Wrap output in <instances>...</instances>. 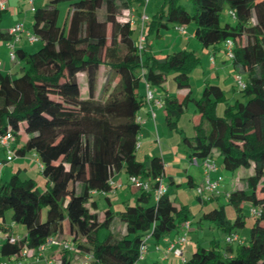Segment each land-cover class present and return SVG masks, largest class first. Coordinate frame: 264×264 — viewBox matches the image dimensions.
Instances as JSON below:
<instances>
[{
  "label": "trees",
  "instance_id": "trees-1",
  "mask_svg": "<svg viewBox=\"0 0 264 264\" xmlns=\"http://www.w3.org/2000/svg\"><path fill=\"white\" fill-rule=\"evenodd\" d=\"M189 1L192 11L180 0H165L162 9L149 16L143 49L134 40L138 20L132 25L125 14L135 3L145 7V0H51L34 9L32 33L42 47L35 53L15 49L16 60L22 64L19 74L0 69V136L10 135V147H3L14 154L12 159L31 152L38 156L45 190L38 192L37 181H22L18 172L0 187V233L6 235L0 242L2 257L9 260L24 250L36 251L63 233L68 223L71 243L76 252L90 255L88 264H144L146 257L139 261L144 237L160 240L179 232L188 221L193 224L188 206L176 205L168 192L163 158H137L142 134L138 117L148 105L141 90L146 87L147 92L149 85L153 92L163 91L165 121L171 130H178V121L191 103L201 115L194 136L184 139L192 166L194 158L202 164L217 153L227 171H254L226 195L237 212L234 223L227 220L223 206L204 212L197 220L209 221L230 235L244 224L243 205L250 204L257 211V221L248 242L227 243L225 248L219 241L199 245L182 264H264V0ZM62 4L67 7L63 24ZM225 8L232 22L222 24ZM6 10L0 9L1 36ZM191 24L194 38L215 55L222 52L227 58L225 44L233 42V58L227 59L244 85L237 83L235 88L243 96L234 104L221 86L209 81L200 99L192 96L191 71L201 62L194 51L163 57L152 52L150 39L162 40L172 28ZM102 67L118 78L112 88V77H107L105 101L95 96ZM170 74L177 89L187 91L182 99L165 89ZM82 81L88 86L87 98L82 97ZM220 104L226 106L221 116ZM9 154L5 162L10 161ZM121 171L128 178L148 182L150 189H138L135 202L118 213L126 228L123 235H117L111 232L117 214L107 207L101 219L91 208L96 196L113 190L112 179ZM160 184L167 191L156 196ZM199 199L210 202L213 198ZM9 210L13 223L25 228L24 235H15L6 225ZM101 229L109 232L104 240L99 237ZM67 259L63 258L64 264Z\"/></svg>",
  "mask_w": 264,
  "mask_h": 264
},
{
  "label": "crops",
  "instance_id": "crops-1",
  "mask_svg": "<svg viewBox=\"0 0 264 264\" xmlns=\"http://www.w3.org/2000/svg\"><path fill=\"white\" fill-rule=\"evenodd\" d=\"M47 1H51V0H16V1H14V0H0V3H4L6 5V7L8 5L9 11H12V14L9 15L7 20L4 21L5 16H3L2 23H1V31H2L4 36L0 35V69L3 72L8 73V74H16V73H19L21 71V68H22V64L18 60L12 61L10 58V51H11L10 44L13 43V40H14L9 34L10 30L14 26L21 24V25H23L25 32L32 33L33 29L28 27V23L30 25V22H28L29 21L28 20V14H30V11L33 12L34 9H36L37 7H41L39 5H42V4L46 3ZM21 9L23 10V12L24 11L26 12V10L29 11V13H27V16H26V13H24V15L22 14V16H21V14H20V12L22 11ZM128 12H132L136 16L137 20H138L140 14L142 13L140 11V9L138 10V8L135 6L133 8H131V10ZM139 12H141V13L139 14ZM3 22H4V24H3ZM138 23H139V20H138ZM191 25H193V24H191ZM189 28H190V25L186 26V32H187L186 36H189V39H184L181 42L179 40H177V41H175V44H176L175 46L178 45L180 47H187L190 44V45H194V47H195L194 49H198V45H196V43H194V41L192 42V40H191V38L195 39L194 38L195 28L192 31V34L191 33L189 34ZM168 34H169V32L166 33V35L163 39H166V36H168ZM178 34H179V32H178ZM20 37H21L20 40L15 44V49H17V50L23 49V50L30 53L31 47H33V45L36 43H34V44L30 43L25 34H22ZM152 47H153V44H152ZM165 49H168V48H165ZM207 50H210L211 58H212V56L215 55L213 50L212 49H207ZM192 51H194V50H192ZM152 52L155 55H157L158 57H163L164 50H161L158 52L154 48H152ZM219 54L220 55L222 54V56H223L222 58H225L224 53L218 52L215 55L216 59H217ZM211 58H210V62H211ZM215 65L218 66L219 64H217V62H216ZM211 66H212V63H211ZM223 70H224V66L219 65L214 72L216 74H214V73L212 75H210L208 73L204 74V76L206 78L205 83L207 81L213 83V80H217L214 83L220 81L222 78L221 72ZM170 81H173L174 84L171 85V83L169 82V78H168L167 83L165 84V89L167 90V93L169 95H178L179 98L182 99L183 96L186 95L187 91L177 89V86L174 82V74L171 76ZM204 86H205V84H204ZM162 92L163 91H161L160 89H158L154 92L156 102L153 103L152 108H153L154 113L156 114L155 118H153V116H152V111H151L150 105H145V107L140 112L139 117H141V119L143 120V124H142V134H141V138H140L141 147L137 153V158L139 161H144L147 157H151L153 155L161 156L163 158L165 166L167 167L164 171V182H165V184L167 186L174 185L175 187H182L188 191L189 190L192 191L194 189L196 192V188L198 186L202 185L204 182L203 166L201 164H200V166H192L190 164V158L188 157L187 152H181V153L177 152L174 149V145L167 144L166 141L164 143L162 142V139L164 140L165 137L166 138L169 137L167 135V127H166V121H165L166 114H165L164 106H163L164 96H163ZM141 93L145 96L146 87L142 88ZM192 94H193V91H192ZM218 108H219V106H218ZM217 112H218V109H217ZM195 121H196L195 124L198 125L201 120L197 119ZM186 137H192V136H188V134H187ZM173 138H171V140ZM176 140L178 141V138ZM179 145H177V147ZM178 149H180V148H178ZM21 158L22 159L20 161L22 163H24L25 156L21 157ZM215 164H216L217 170L211 174V177L213 180L220 179V181H221V179L224 177V172L221 171V168L218 166L217 163H215ZM171 168H176L179 172H182V173L170 174L169 182H167V179H166V172L167 171L166 170H168V169L171 170ZM24 169L27 170V167H25ZM19 170L21 171L22 168H19ZM171 173H174V172H171ZM171 179H173V181H171ZM242 179L240 180V182H238V180H236V183L240 184ZM128 180H129V178L125 174L124 171H121L120 173L116 174L112 179V183L114 186L113 190L110 193H108V195L96 196L95 199L93 200V201H95L94 207H93V209L91 208L92 212L98 213L99 217L101 219H103V214L99 213V203L97 200H98V198H101V197H104L106 199V201L108 203V207L113 212L117 211V212H115L117 214V216H116L114 225L112 226V229H111V232H114L117 235H123L125 233V228H126L124 222L119 218L118 213L124 208V206L126 204H133L137 198V195H138V189L132 187L129 184ZM220 185H221V183L219 184L218 189L219 188L223 189V186H220ZM169 190L170 189H168V192H169ZM179 193H180V190L176 189L174 192V196L172 195L171 198L173 200L179 198L180 197ZM229 193L230 192H227V194H229ZM221 195L222 194H220V192H217L214 196L211 197L213 199H212V201H210V203H214V204L220 203L221 198H222ZM106 196H108L109 199L106 198ZM188 198H190V193H189ZM197 198L199 199V197H197ZM199 200L201 201L203 206H207V204H210V203H208L209 201L204 202V200H201V199H199ZM91 203L92 202H90L88 204V207H91V205H92ZM175 203H176V201H175ZM176 205H178V204H176ZM182 206H187V205H182ZM5 223H6V221H5ZM197 223H198V230H194L191 228L190 235L188 236L189 243L184 247L185 259H189L193 255V253L195 252V250L197 249V247L199 245H207V243H209V242H206L204 244V242H203L201 244V238L199 237V232H201L202 230H206V229L212 230V228L214 226L209 221H203V222H197ZM192 226H193V224H192ZM240 227H244V224L241 225ZM66 229H69V227L66 228L64 225L63 233L54 236V238H56L58 241H67L66 240ZM69 232H70V230H69ZM179 235H180V231L179 232H172L171 234H169L168 236H166L160 240L154 239V241L151 242L152 244L149 246V250H148V253L146 254V260H145L144 264H178L179 263L178 258L175 257L173 254L167 255L165 250L168 247L169 243L172 242L173 240H175ZM248 237H249L248 238V240H249L250 235ZM248 240H242V238H241L242 243H246V242H248ZM149 241H150V239H149ZM64 257L68 258L67 262H66L67 264H83L85 262L90 261V255H88L84 252L79 253L76 251L75 252L71 251L68 253V251H64L62 249V247H60L58 245H53L51 247H48L47 250L44 252V255L42 256V261L44 263H47V264H64V260H63ZM6 260H7L6 257H2L0 255V264L5 263ZM27 262H29V264H38L36 261V258L34 256L29 257L27 259ZM11 264H13V263H11Z\"/></svg>",
  "mask_w": 264,
  "mask_h": 264
},
{
  "label": "rangeland",
  "instance_id": "rangeland-1",
  "mask_svg": "<svg viewBox=\"0 0 264 264\" xmlns=\"http://www.w3.org/2000/svg\"><path fill=\"white\" fill-rule=\"evenodd\" d=\"M16 1V0H14ZM50 1H47L46 3L39 5V6H43L47 3H49ZM165 3V0H150L148 5H147V14L149 16H152L153 14H156L157 12H159L163 5ZM180 3L189 11H192V3L189 0H180ZM65 4L61 5V24H63L65 22V17H66V11H67V7H65ZM135 7L138 8V10L140 9V11L143 13L144 12V6L140 7L138 6V3H135L134 5ZM6 10L3 14V16H5L4 21L8 19L9 15L12 14V11H9V6L7 5ZM22 10V9H21ZM140 12V13H141ZM228 9L225 8V10L223 11L222 15H221V23L225 24L227 22H232L231 18L229 17L228 14ZM24 13H29L28 10H26V12L23 10L20 12L21 16L22 14L24 15ZM33 12L30 11V14H28V22H30V25L28 23V27H30L31 29H33ZM126 14H125V18H126ZM4 24V22H3ZM138 27V23L136 25ZM136 28V27H135ZM176 29H173L169 31L168 36H166V39L163 40H151L150 39V43H153V48L156 51H161L164 50L163 56H165L166 54L169 53H173V52H178L180 50H194V52L200 57L201 62L199 65H197L192 71H191V90L193 91L192 96L196 99H200L203 91H204V84H205V76L204 74L208 73L210 75H212L216 68L219 65L224 66V70L221 72L222 73V78L220 81L214 83L217 80H213L214 84H219V86H221L223 88V90H225V94L229 99V102L231 104H234L236 102L237 99H240L243 94L238 90L237 87V77H238V73L235 71L234 66L232 64V62L230 60H228L227 58H222V54L218 55L216 62L217 64H219L218 66L215 64H212L211 66V62H210V58H211V52L210 50L204 49L202 47V45L196 41L195 39L191 38L192 42L194 41V43H196V45H198V49H194V45H188L187 47H180V46H175V41L179 40L180 42L183 41L184 39H189V36H182L180 33L178 34V31H175ZM194 30V26L190 25L189 28V34H192V31ZM140 37V30L136 31L134 33V40L136 42H138ZM29 41V40H28ZM152 41V42H151ZM245 39L242 40V42H244ZM191 42V43H192ZM42 47V43L38 42L36 44L33 45V47H31L30 49V53H35L37 52L40 48ZM200 47V48H199ZM168 48V49H165ZM225 57V56H224ZM223 60V61H222ZM224 62V63H223ZM215 69V70H214ZM19 74V73H18ZM216 74V73H214ZM173 74H170L169 76V82L171 83V85H173V81H170V78ZM209 75V76H210ZM112 77V88L115 87V85L118 82V78L111 74L108 71V69H106L105 67H102L99 73V79H98V84H97V91H96V99H100L102 101H105L108 96L109 93L106 92L104 90V86H105V82L107 80V77ZM208 76V75H207ZM242 78L244 81H246V76L244 74H241ZM80 79H83V76L80 75ZM82 85H83V90H82V97L83 98H87L88 97V86L86 84V82L84 83V81H82ZM111 88V90H112ZM235 88V89H234ZM160 93V92H159ZM226 108L225 105L220 104L219 108H218V115L221 116L224 112V109ZM201 120V115L199 113L196 112V108L195 105L193 103H191L189 105V109L187 110V112H185V114H183L180 118V120L178 121V130L174 129L171 130L167 125V135L170 137H165L164 140L162 139V142L164 143L165 141L167 142V144H171L174 145V149L177 152H187V150L189 149L187 143L184 141L185 137L187 136H194V127H195V120ZM190 134V135H189ZM174 137V138H173ZM23 138L26 139V136L23 135ZM171 138H173L171 140ZM178 138V141L176 140ZM180 144V145H179ZM177 145H179L177 147ZM180 148V149H178ZM9 153L8 150H4L3 146H0V187L5 183L8 182L14 173L19 174L20 179L22 181H26V180H30V179H34L36 180L38 183V192L42 193L45 190V179L44 177L40 174L41 172V164H40V160L38 158V156L34 153L31 152L29 153L27 156H25V160L24 163H22L20 160L22 159L21 157H15L12 161L9 162H5V160L7 159V154ZM213 161L214 163H217L218 166L221 168V171L224 172V177L221 179L220 186H223V189H218V192H220V194H222V198L220 203L214 204V203H210L207 204V206H203L201 201L197 198V194L195 192V190L193 189L191 190H185L182 187H175L174 185L172 186H168L169 190V194L174 196V192L176 189L180 190V197L175 199L176 204L178 205H187L189 212H190V217L193 220V226L192 229L194 230H198V223L197 220L198 218L201 216V214H203L206 211H209L213 208H215L216 206L220 207L223 206L224 207V211H225V215L228 221H230L231 223H234V221L237 218V212L235 210L234 207H232L231 205L228 204V199L226 197L227 192H233L235 190H237L239 188V184L236 183V180H238V182H240V180L242 178H246L248 176H251L254 174L253 169L250 170H246V169H239L235 172H230L227 171L224 166H223V160L221 157H219V155L217 153H215L214 157H213ZM25 167H27V170L24 169ZM19 168H22V170L20 171ZM167 167L165 166V169ZM166 179L167 182H169V176L170 174H175V173H182L179 172L176 168H171V170H166ZM174 172V173H171ZM190 193V198H188L189 193ZM98 203H99V213L103 214L104 210L108 207V203L106 201V199L104 197L98 198ZM117 212V211H115ZM47 217V209H44L43 211V221L46 220ZM3 219H0V221H2ZM5 221H6V225L11 226L13 232L15 233V235H24L26 230L22 225L19 224H14L12 221V211L9 210L6 212L5 214ZM242 221L244 223V227H238L237 229H235V233H237L242 240H248V236L251 233V230L254 226V224L257 221V216L255 214L252 213V207L250 204H244L243 205V210H242ZM65 227L68 228V223L65 224ZM108 230L107 229H101L99 232V237L101 240H104L107 235H108ZM190 235V233H189ZM227 236H229L226 232H224L223 230L217 228V227H213L212 230L210 229H206V230H202L201 232H199V237L201 238V244L204 242V244L206 242L207 245H209L211 242L213 241H219L221 243V247L225 248L227 246L226 243V238ZM66 240L67 242H72V236L70 235L69 229H66ZM154 239L150 238V241L148 242V245L150 246L153 242ZM72 244L73 249H75V246ZM237 244H234V246H236ZM167 250V248H166ZM165 250V251H166ZM168 255V254H167ZM165 256V255H164ZM179 263L178 264H182V260L181 258H178ZM5 262H8V260H6ZM159 262V261H158Z\"/></svg>",
  "mask_w": 264,
  "mask_h": 264
},
{
  "label": "built area",
  "instance_id": "built-area-1",
  "mask_svg": "<svg viewBox=\"0 0 264 264\" xmlns=\"http://www.w3.org/2000/svg\"><path fill=\"white\" fill-rule=\"evenodd\" d=\"M149 1L150 0H145L146 6L144 7V12L138 18L139 23H138L137 28L140 30V37H139L140 49H143L145 45V41H146V23L149 19V15L147 14L146 7ZM0 9L1 10L6 9V5L4 3H0ZM126 16L127 17L125 19L127 21H130L132 25L136 24L137 19H136V16L132 12L126 13ZM232 16L234 17L233 13H232ZM176 30L179 31V33H181L182 35L187 34L186 27L184 26L177 27ZM9 34L14 39L13 43L10 44V48H11L10 58L12 61H16L15 44L20 40L21 38L20 36L22 34H25L29 42L32 44L39 42V37L33 33L25 32L23 25L21 24L14 26L10 30ZM232 49H233V42L231 40H228L225 44V53L228 59L233 58ZM237 80H238L239 86L243 87L244 85L242 83V79L240 76L237 77ZM146 102L148 103V105H150L152 116L153 118H155L156 114L153 111L152 103L156 102V98H155L154 92L150 89L149 85H147ZM138 122L143 124V120L141 119V117H138ZM10 143H11L10 135L0 136V146L9 148ZM9 153L10 154L8 156V159L11 161L13 160L12 157H14V154H12V152L10 151ZM192 164L195 166H199L201 163L198 162L197 159L194 158L192 160ZM201 165L203 166V169H204V182L202 185L196 188V194L197 196L205 200H209L212 195L218 192V186L220 184V179L213 180L211 177V174L217 170L216 164L214 163L213 159H207ZM129 184L136 189H143L145 191H148L150 189V185L148 182L142 181L140 178L135 177V176H132L129 178ZM166 191H167L166 186H164L163 184H160V186L158 187L156 191V196H161L164 193H166ZM252 213L256 215L257 211L255 209H252ZM191 228H192V225H191V222L189 221L182 225V227L180 228V235L175 240L170 242L167 247L166 253L168 255L173 254L177 258H181L182 262H185L184 247L189 243L188 236L191 231ZM3 238H6V235H3L0 233V242L3 240ZM19 238H20L19 236L13 237L12 242H14L15 240H18ZM150 238H151L150 235H147L146 237H144L143 244L141 245V248H140L139 261H143L146 257V254L148 253V250H149L148 242ZM226 243L242 244V241L237 233H232L229 236H227ZM53 245H58L62 247L64 251H69V252L75 251V249H73L72 244L70 242L58 241L56 238L52 237V238H49L47 242L44 245H42L39 249H37L36 251L24 250L21 255L12 256L9 258L8 261L10 264L11 263L24 264L29 257L34 256L36 258L37 263L47 264L42 261V256L44 255V252L47 250V248ZM3 264H8V262H5ZM83 264H88V262H85Z\"/></svg>",
  "mask_w": 264,
  "mask_h": 264
}]
</instances>
